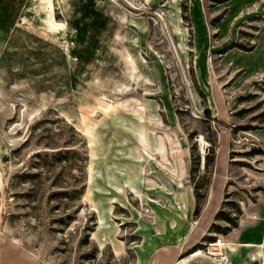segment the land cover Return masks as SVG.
Returning a JSON list of instances; mask_svg holds the SVG:
<instances>
[{
    "label": "rangeland",
    "instance_id": "rangeland-1",
    "mask_svg": "<svg viewBox=\"0 0 264 264\" xmlns=\"http://www.w3.org/2000/svg\"><path fill=\"white\" fill-rule=\"evenodd\" d=\"M0 237L264 264V0H0Z\"/></svg>",
    "mask_w": 264,
    "mask_h": 264
},
{
    "label": "crops",
    "instance_id": "crops-1",
    "mask_svg": "<svg viewBox=\"0 0 264 264\" xmlns=\"http://www.w3.org/2000/svg\"><path fill=\"white\" fill-rule=\"evenodd\" d=\"M180 251L168 244L156 245L148 253L151 264H174L179 257ZM0 264H45L39 261L31 253L23 250L13 240L0 237Z\"/></svg>",
    "mask_w": 264,
    "mask_h": 264
},
{
    "label": "trees",
    "instance_id": "trees-1",
    "mask_svg": "<svg viewBox=\"0 0 264 264\" xmlns=\"http://www.w3.org/2000/svg\"><path fill=\"white\" fill-rule=\"evenodd\" d=\"M232 226H235V223H233V224H232ZM227 230H228V229H226V231H227ZM226 231H225V232H223V233H226Z\"/></svg>",
    "mask_w": 264,
    "mask_h": 264
},
{
    "label": "bare ground",
    "instance_id": "bare-ground-1",
    "mask_svg": "<svg viewBox=\"0 0 264 264\" xmlns=\"http://www.w3.org/2000/svg\"><path fill=\"white\" fill-rule=\"evenodd\" d=\"M202 142V141H201ZM202 147H204V146H202ZM201 150H202V148H201ZM204 150V149H203Z\"/></svg>",
    "mask_w": 264,
    "mask_h": 264
}]
</instances>
